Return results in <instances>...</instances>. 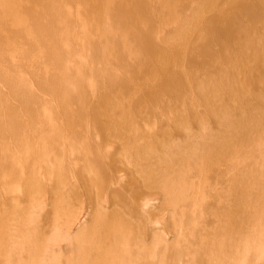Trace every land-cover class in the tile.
<instances>
[{"label": "bare ground", "instance_id": "6f19581e", "mask_svg": "<svg viewBox=\"0 0 264 264\" xmlns=\"http://www.w3.org/2000/svg\"><path fill=\"white\" fill-rule=\"evenodd\" d=\"M0 264H264V0H0Z\"/></svg>", "mask_w": 264, "mask_h": 264}, {"label": "rangeland", "instance_id": "374dc122", "mask_svg": "<svg viewBox=\"0 0 264 264\" xmlns=\"http://www.w3.org/2000/svg\"><path fill=\"white\" fill-rule=\"evenodd\" d=\"M60 242H61V241H59L58 243L60 244ZM64 243H65L64 241L61 242L62 245H63ZM61 244H60V245H61Z\"/></svg>", "mask_w": 264, "mask_h": 264}]
</instances>
